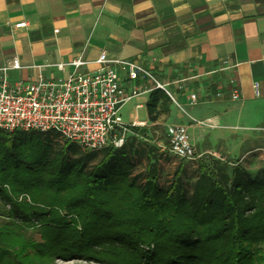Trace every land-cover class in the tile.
<instances>
[{
    "label": "trees",
    "instance_id": "trees-1",
    "mask_svg": "<svg viewBox=\"0 0 264 264\" xmlns=\"http://www.w3.org/2000/svg\"><path fill=\"white\" fill-rule=\"evenodd\" d=\"M171 106L153 87L147 120L163 122ZM168 151V141L153 142L140 126H130L120 146L100 150L81 149L52 130L0 129V203L8 206L0 216V264L73 256L111 264H264V172L250 176L239 162L228 170L197 156L192 180L185 158L163 179ZM35 227L42 242L24 236Z\"/></svg>",
    "mask_w": 264,
    "mask_h": 264
},
{
    "label": "crops",
    "instance_id": "crops-1",
    "mask_svg": "<svg viewBox=\"0 0 264 264\" xmlns=\"http://www.w3.org/2000/svg\"><path fill=\"white\" fill-rule=\"evenodd\" d=\"M101 50L138 60L174 94L177 107L163 122L184 124L189 135L192 119L224 124L264 113V0H0V65L16 58L21 66L8 69L10 82L66 76L72 68L59 73L55 64L77 56L87 61L81 70L93 72ZM122 84L127 92L155 86L151 79ZM147 94L129 101L143 107ZM190 94L199 117L185 108Z\"/></svg>",
    "mask_w": 264,
    "mask_h": 264
},
{
    "label": "built area",
    "instance_id": "built-area-1",
    "mask_svg": "<svg viewBox=\"0 0 264 264\" xmlns=\"http://www.w3.org/2000/svg\"><path fill=\"white\" fill-rule=\"evenodd\" d=\"M15 26H25V22ZM95 62L98 68L84 72L81 67L87 61L77 56L67 63L55 64L59 73H63L65 64L72 68L66 76L45 78L39 75L26 82H10L8 79L9 68L21 67L16 58L0 65V129L5 132L52 130L82 149L100 150L120 146L130 126L146 125L145 121L136 120L123 123L120 108L133 97L151 89L141 90L133 84L127 92L123 80L151 79L154 87L162 88L174 100L164 85L138 60L108 58L106 51L101 50ZM231 84L228 93L236 100L239 91ZM253 87L256 91L257 84ZM220 94L221 91L215 92V96ZM196 99L195 94L189 95L191 103ZM166 136L169 151L178 158L195 159L198 156L186 125H166Z\"/></svg>",
    "mask_w": 264,
    "mask_h": 264
},
{
    "label": "rangeland",
    "instance_id": "rangeland-1",
    "mask_svg": "<svg viewBox=\"0 0 264 264\" xmlns=\"http://www.w3.org/2000/svg\"><path fill=\"white\" fill-rule=\"evenodd\" d=\"M190 93H193L192 90ZM172 97L175 98L174 94ZM196 95V94H195ZM197 97V96H196ZM233 100V99H231ZM135 100H131L123 104L120 108V114L123 123L129 124L130 119L136 114L138 118L145 119L147 117L145 106L134 108ZM198 101L191 103L188 96V105L194 107H185L191 113L196 114L195 105H198ZM172 105L177 107V102L172 99ZM191 108V109H189ZM185 118V117H184ZM162 119H160L161 121ZM157 123L148 122L144 127L146 133L152 137V141L163 146L168 141L166 136V125L161 121ZM192 124L190 127L191 134L189 135L194 149L198 156L206 158H216L226 164V168L229 170L231 166L239 162L247 170L250 176L255 174H261L264 172V113L258 117H234L232 120L224 121V124L215 123L212 118L199 117L192 119L187 125ZM194 128V129H192ZM193 130V131H192ZM80 147V146H79ZM81 148V147H80ZM82 149V148H81ZM171 160L163 162L162 164V178L165 179L170 175L176 162L179 160L177 156L168 151ZM189 163L188 180H192V166L194 159H186ZM27 200V196L20 195L17 200ZM8 206H3L0 203V216L3 214L4 209ZM1 223L6 222L5 219L0 217ZM29 241L42 242V238L38 229L28 228L24 234ZM143 251H148V247L141 245ZM28 252L33 253L28 249ZM47 264H111L108 261H99L88 258H80L77 256L69 258L55 257L49 260Z\"/></svg>",
    "mask_w": 264,
    "mask_h": 264
}]
</instances>
